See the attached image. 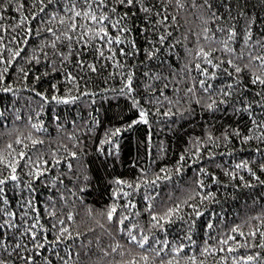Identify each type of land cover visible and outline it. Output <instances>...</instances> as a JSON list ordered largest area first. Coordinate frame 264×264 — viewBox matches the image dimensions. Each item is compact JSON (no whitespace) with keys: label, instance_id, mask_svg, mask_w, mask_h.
<instances>
[{"label":"trees","instance_id":"trees-1","mask_svg":"<svg viewBox=\"0 0 264 264\" xmlns=\"http://www.w3.org/2000/svg\"><path fill=\"white\" fill-rule=\"evenodd\" d=\"M209 2L210 10L193 8L191 0H184V8L176 0H144L139 7L150 12L130 10L122 24L130 29L125 42L113 45L116 57L107 60L95 51L98 40L83 51V45H74L79 56L69 55L67 41L51 47L54 36L46 29L59 35V19L71 7L67 0H3L0 73L8 71L0 81V158L5 160L0 178L11 174L6 163L16 162L17 180L4 185L0 210L6 211L0 222L15 213L11 219L19 225V231L8 229L3 237L8 264H24L16 255L9 257L17 243L27 245L31 255L34 246L24 233L37 214L42 226L35 229L38 242L45 236L53 241L61 227H68L73 238L36 249V264H125L133 259L192 264V257L195 264H244L249 255L258 258L248 264H264V237L259 235L264 232V88L251 84L252 74H260V62L249 63L251 56H264V0ZM41 7L46 11L40 12ZM125 10L118 7V15ZM165 15L168 20L158 23ZM228 29L236 34L228 42L234 54L223 50ZM110 33L117 34L115 29ZM161 36L167 37L164 43ZM201 47L215 50L211 58L219 68L196 56ZM119 48L134 54L122 56ZM14 51L20 52L15 59ZM148 51L155 55L149 58ZM240 53L244 56L235 63L249 68L237 74L226 61ZM104 55H110L107 49ZM198 63L207 75L196 68ZM129 73L131 93L125 88ZM5 87L12 90L5 92ZM53 96L78 99L65 104ZM141 109L148 123L128 128L139 120ZM117 128L121 131L113 135ZM117 180L124 183L117 185ZM113 205L117 211L109 222L106 213ZM69 213L73 221L66 219ZM153 215L164 217L161 226H154ZM129 230L138 239L148 238L143 249L130 242ZM180 246L179 253L173 251ZM143 255L148 262L139 259Z\"/></svg>","mask_w":264,"mask_h":264},{"label":"snow or ice","instance_id":"snow-or-ice-1","mask_svg":"<svg viewBox=\"0 0 264 264\" xmlns=\"http://www.w3.org/2000/svg\"><path fill=\"white\" fill-rule=\"evenodd\" d=\"M41 4L43 3V0H40ZM53 2V0H48V3L51 4ZM67 2H69L71 4V7L67 8L66 10V16H61L59 19V24L62 26L61 29L59 30V35H57V30L49 27L47 28V32L51 33L54 36V40L52 41L51 47L55 50L57 47V42L63 43L64 41L68 42V48L70 49L69 55H73V56H79L80 54L72 51L73 46L74 45H83V48L81 49V51H83V49L89 48L95 41H100V45L99 47H97L95 49V51L98 53V56L100 58H104L107 60H114L117 54V51L113 49V45H121L122 43L125 42V38H124V34L127 33L128 31H130V29H128L125 26H122L123 21L125 19H127L130 15V10L133 8H136L138 11H143L146 15L150 12V9L148 7H139L140 5L144 4V0H67ZM78 3H82L83 5H87L86 8L84 7H80L78 8L77 5ZM111 4L112 7H110L108 9L107 12L103 11L102 9L108 8V5ZM3 5V0H0V6ZM93 5H95V7H93ZM176 5L179 8H184L185 7V3L184 0H176ZM10 3L8 5V7H10ZM191 6L193 8H197V9H211L212 5L209 2V0H203V3H197V0H191ZM119 8H124L126 9L125 12L123 13L122 16L118 15L117 9ZM46 8L45 7H41L40 8V12H45ZM159 14V13H157ZM35 15V14H34ZM113 16H118L117 19L113 20L112 17ZM56 18V13L52 14V19ZM168 16L165 15L163 17V19L161 21H158V23H163L166 22L168 20ZM25 19H27L25 17ZM173 23L176 22V17L172 16L171 17ZM81 21H86V23L81 22ZM110 29H115L116 31V35L113 36L110 33ZM79 30V31H78ZM208 29L205 28L204 32L207 33ZM220 31H224V29H220ZM228 39L223 41V50L229 54H234V50L232 48L228 47V42L233 40V38L235 37V32L232 29H228ZM168 36L171 35V33L167 34ZM251 37L249 36V39ZM167 39L166 36H161L160 37V42L164 43L165 40ZM26 42V41H25ZM133 49H135V44H132ZM107 49V51L110 53L109 56L105 57L104 55V50ZM156 51H159L158 49ZM213 51H215L214 49H208L207 51L201 47L199 49V51L196 53V56L198 57H202L203 60L211 65L213 68H219V64H214L213 60H212V53ZM118 52L120 55L122 56H129V55H133V52H126L123 48H119ZM59 55H64L63 53H58ZM20 55L19 51H14L12 53V58L15 59L17 56ZM147 55L149 58H152L155 55V51H148ZM244 54L240 53L239 57L234 56V59H229L228 61H226V63L229 65V67L234 68L235 72L237 74H240L241 72L247 70L249 68V64H245L243 68H241L240 66H238L235 63L236 59H241L243 58ZM67 56H64V59H67ZM259 61L260 62V74L257 73H253L252 74V78H251V84L252 85H256L259 84L262 86V88H264V56H251L249 57V63H251V61ZM8 63H11V61H8ZM223 63V61H222ZM77 65L79 67H83L84 66V62L82 59H78L77 60ZM87 68L92 71V72H96L97 68L95 64H88ZM196 68L198 70L202 71V74L207 75L208 70L207 69H201V64H196ZM8 69L5 68L3 70V73H0V81H3L4 79V74L7 73ZM227 71V70H225ZM229 75H231L229 73ZM25 76H27V73H25ZM70 80H75V77L69 76L68 77ZM37 79H39V77H37ZM132 80H133V75L131 73L128 74L127 77V82L125 84V88L127 89V91L129 93H131L133 91L132 88ZM201 86H203L205 84L204 80L200 81ZM210 87V86H209ZM229 88H232L233 85L229 84L228 85ZM165 88H167V85H165ZM12 89L10 87H5L3 89V91L5 92H9ZM208 89L205 88V91H207ZM189 92L192 91V89L188 90ZM37 95H40L43 98V94L41 93H37ZM225 96L230 95V93L225 92L224 93ZM257 95H261V93H257ZM78 99V97H68L66 99H61L57 96H53L52 100L56 101L57 103H69L72 102L74 100ZM213 104H209L208 108L212 109ZM134 106H136V102L134 101ZM3 113L0 112V119H3ZM166 115H168V113H166ZM17 119H19V117H17ZM137 123H148L147 120V113L141 109L140 113H139V120H134L132 121L131 124L128 125V128H131L134 124ZM33 128H37L38 126L36 124L32 125ZM121 131V129L117 128L115 130V132L113 133V135L118 134ZM247 139V138H246ZM17 144L22 143V141L17 138L16 140ZM33 144L38 143V141L33 140L32 141ZM39 143H43L42 141H39ZM8 148H12V145L9 144L7 146ZM70 155H72L73 157H75V153H71ZM25 156L24 152L19 153V157L21 159H23ZM0 163H5V160L3 158H0ZM16 162H9L6 163V167L11 169V174L8 176H5L3 178H0V198H3L5 196L6 193V189L4 187V185H6V183L11 180V181H16L17 180V176L15 174L16 172ZM246 167V165H244ZM69 169H71L72 165L69 164L68 165ZM236 167H241V165H237ZM262 170H264V166H262ZM163 171V170H162ZM40 175H42V173H38ZM253 175H255L253 173ZM115 183L117 185L123 184V181L117 180L115 181ZM129 187H131V185H129ZM83 191V189L81 190ZM114 195H118V193H114ZM123 195L127 196L128 193H123ZM3 203H8L7 199H3ZM31 203V202H29ZM179 206H177L178 208ZM34 210V209H33ZM5 210H0V214H2L3 212H5ZM117 208L115 205L111 206L107 213H106V218L109 222H114V214L116 213ZM173 212V209H169V215ZM16 214L15 213H8V220H4L3 222H0V264H8V261L3 257V252L7 251V248L5 247L6 245V240L3 239V237L8 235V229H14L15 231H19V225L15 224L12 221V217H14ZM50 215H54V213H50ZM88 215L91 216L92 215V210L89 209L88 210ZM197 215L199 216L200 213L197 212ZM66 219L68 221H73L74 220V216L72 213H69L66 217ZM127 217L122 218L119 223L121 225H123L124 220H126ZM164 217H158L156 215L152 216V220L155 221L156 223L154 224V226L159 227L161 226V220H163ZM59 223L61 225L64 224L63 220H60ZM98 223V222H97ZM42 227L39 224V215L37 214L36 216V223L31 224L26 230L25 233L26 235L30 236V240L31 243L33 244V249L31 250V255H27L26 253L29 252V249L27 247V245L22 244V243H17L15 245V248L13 250V253H9V257H11L12 255H16L17 259H22L24 260V264H36V260L35 257L38 254L36 252V249H45L46 244L48 245H55L58 244L60 242H62L63 240H67V239H72V234L69 230L68 227H61L59 230V234L55 237V239L53 241H49L47 236L44 237L43 242H38L39 237L37 234V231H35V229H38ZM55 227V225L53 226ZM101 227H103V225H101ZM209 227H211V225H209ZM91 231V230H90ZM233 231H236V229H233ZM258 231V230H257ZM257 233L256 232H252L249 235L251 236H255ZM81 235V233L77 232L76 236L79 237ZM129 235V240L131 243L138 245L140 248H144L145 245L148 242V238L147 237H143V239H138L136 235L132 234L131 230H129L128 232ZM241 235H244L243 233H241ZM259 235L261 237H264V232H260ZM231 239V237L229 238ZM223 243H227V241H224ZM165 244H167V242H165ZM119 247V245H117L116 247L112 248V252H116L117 248ZM183 246H180L176 249H174L173 251L179 253L181 251ZM260 247H264V243H261ZM85 253H87L88 251H90V249L85 248L84 249ZM163 251V249H161L160 251L156 252V256H160L161 252ZM205 251L207 252L208 249H205ZM234 251V249H229V252ZM24 253V254H21ZM105 255H107V253H104ZM258 257H254L252 255H249L245 258L244 264H248V262L250 261H254L255 259H257ZM140 260H143L145 262H148L149 257L147 255H143L139 258ZM192 260V264H195V257L191 258ZM12 264H15V261L12 262ZM48 264H51L50 261H48ZM125 264H139V261L133 259L132 261H127L125 262ZM163 264V262H162ZM168 264H172V261L169 260ZM235 264V262H234Z\"/></svg>","mask_w":264,"mask_h":264}]
</instances>
